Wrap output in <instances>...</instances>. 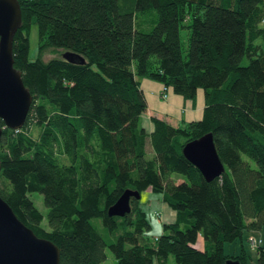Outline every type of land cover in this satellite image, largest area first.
Wrapping results in <instances>:
<instances>
[{
	"label": "trees",
	"instance_id": "obj_1",
	"mask_svg": "<svg viewBox=\"0 0 264 264\" xmlns=\"http://www.w3.org/2000/svg\"><path fill=\"white\" fill-rule=\"evenodd\" d=\"M18 1L13 63L32 98L19 127L0 118V194L17 216L57 243L59 264H101L106 246L116 264H164L170 254L177 264H247L243 246L234 254L223 244L264 225V0ZM47 45L61 53L43 59ZM140 76L192 99L200 85L201 115L172 123L151 113L147 130ZM207 130L224 166L210 179L181 150ZM126 186H149L181 216L150 234L140 196L108 213ZM254 248L264 264V231Z\"/></svg>",
	"mask_w": 264,
	"mask_h": 264
},
{
	"label": "water",
	"instance_id": "obj_2",
	"mask_svg": "<svg viewBox=\"0 0 264 264\" xmlns=\"http://www.w3.org/2000/svg\"><path fill=\"white\" fill-rule=\"evenodd\" d=\"M21 22L18 0H0V118L3 124L18 127L25 119L32 94L24 83L21 69L13 63L12 38ZM65 57L71 56L64 50ZM2 125L0 124V136ZM183 154L194 163L206 179L224 168L207 130L187 139ZM140 196L137 188L126 186L107 207L108 213L123 214L130 209V198ZM226 264H240L238 258L227 257ZM0 264H59V246L49 237L38 235L17 216L0 194Z\"/></svg>",
	"mask_w": 264,
	"mask_h": 264
},
{
	"label": "crops",
	"instance_id": "obj_3",
	"mask_svg": "<svg viewBox=\"0 0 264 264\" xmlns=\"http://www.w3.org/2000/svg\"><path fill=\"white\" fill-rule=\"evenodd\" d=\"M139 81L147 102L146 108L140 112V121L147 130L152 128V121L150 119L151 113L162 115L172 123H177L182 119L186 120L201 115L203 107L202 89L197 88L195 97L192 99L190 97H184L180 92L174 91L170 85H166V95L163 97L161 95V90L164 85L162 81L148 76H140ZM173 175L174 177L179 178L178 174L173 173ZM175 181H177V179H175ZM148 196L150 199H155L157 203V206L151 207V214L159 220L158 228L153 231V233H157L161 230L160 221L173 220L178 218L180 213L177 214L176 210L161 198L160 192L152 190L149 191ZM154 209L159 211V215H155L152 212ZM153 264L160 263L157 260H154Z\"/></svg>",
	"mask_w": 264,
	"mask_h": 264
},
{
	"label": "rangeland",
	"instance_id": "obj_4",
	"mask_svg": "<svg viewBox=\"0 0 264 264\" xmlns=\"http://www.w3.org/2000/svg\"><path fill=\"white\" fill-rule=\"evenodd\" d=\"M36 28H37L36 23L34 21H32V23L30 25L29 32H28V38H29L28 56L29 57H33L37 52V44H38L37 41L38 40H37ZM179 33H180L182 45L185 47V45L187 43L188 27L187 26H181L179 29ZM61 50H62V48H54L52 46L47 45L43 48L40 55L43 59H46V58L53 56L55 54H60ZM197 88L202 89V87L200 85ZM163 90H165L164 87L161 90V95L163 97H165L166 94ZM140 119H141V117H140ZM39 130H40L39 125L37 123H34V125L30 129V132L33 135H38ZM146 154L151 155V148H150V144L148 141L146 142ZM174 173L179 175V178L175 177V179H177V181L185 178L183 173H178V172H174ZM149 191H152V189L149 186L144 187L140 192L139 200H140V204L142 205V207L146 209L148 219L151 221V226L148 228V233L153 234V231L158 228L159 220L153 214H151V207L157 206V203H156L155 199H152V198L150 199V197L148 196ZM30 195L33 198L35 204L43 211L44 217L42 218V221L45 222L46 221L45 211H46L47 207L42 200L41 193L37 190H34V191L30 192ZM160 223H161V221H160ZM263 231H264V225H262L258 228H253V229L252 228L251 229L244 228L242 231L241 240L239 239V237H236V238H233L230 240H225L224 244H223V248L226 252H234V254H236L238 251H240V247L243 246L245 252L247 253V264H255L256 250L254 247H252L250 245L249 235H252L255 237L261 236L263 234ZM203 243H204L203 236L201 233H198L196 236V239L194 241V244H196L198 246H203ZM105 252H106V256L102 259L101 264H116V258L114 256L112 250L109 248V246L105 247ZM165 264H177V262L174 260L173 256L170 254L167 257Z\"/></svg>",
	"mask_w": 264,
	"mask_h": 264
},
{
	"label": "built area",
	"instance_id": "obj_5",
	"mask_svg": "<svg viewBox=\"0 0 264 264\" xmlns=\"http://www.w3.org/2000/svg\"><path fill=\"white\" fill-rule=\"evenodd\" d=\"M163 91H164V90H163ZM164 92H165V91H164ZM18 127H19V126H18ZM153 213H154L155 215H159V211H157V210H155V209H154ZM259 241H260V236L255 237V236L249 235V242H250V245H251L252 247H255L256 244H257Z\"/></svg>",
	"mask_w": 264,
	"mask_h": 264
}]
</instances>
